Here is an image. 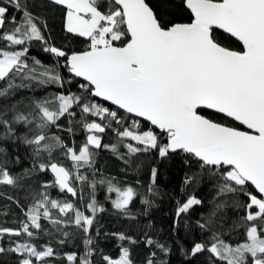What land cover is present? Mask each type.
Here are the masks:
<instances>
[{
	"label": "snow or ice",
	"instance_id": "snow-or-ice-1",
	"mask_svg": "<svg viewBox=\"0 0 264 264\" xmlns=\"http://www.w3.org/2000/svg\"><path fill=\"white\" fill-rule=\"evenodd\" d=\"M46 3L62 12L63 32L85 46L50 43L47 23L31 12L28 0H0V143L23 145L30 157V166L13 174L8 165L20 157L0 147V200L9 209L4 214L12 204L19 209L15 226L0 224V264H55L53 241L64 245L78 234L83 253L66 254L64 264H95V217L105 211L98 185L118 214L128 216L137 199L151 207L137 187L100 173L101 150L120 159L125 172L138 169L143 155L165 160L182 154L191 173L182 193L211 182V207L194 225L191 213L204 200L192 194L177 200L172 231L200 234L181 248L185 264H264V0ZM173 8L186 10L189 22H178ZM75 124L85 134L80 146L68 142ZM106 135L116 143H104ZM33 173L49 179L27 186L21 199L26 186L20 181ZM157 175L152 167L149 194H157ZM109 235L140 243L124 233L104 237ZM143 243L152 249L145 264H157L154 249L171 253L147 234ZM102 260L134 264L123 244L118 257Z\"/></svg>",
	"mask_w": 264,
	"mask_h": 264
},
{
	"label": "trees",
	"instance_id": "trees-1",
	"mask_svg": "<svg viewBox=\"0 0 264 264\" xmlns=\"http://www.w3.org/2000/svg\"><path fill=\"white\" fill-rule=\"evenodd\" d=\"M176 3L179 4V0H176ZM28 4L31 12L36 14L40 22L47 23L46 35L50 37V43L77 50L85 46L82 41L72 39L68 34L63 32V14L59 8L47 4L46 0H28ZM171 11L178 18V22H189L188 18L190 14L186 10L181 11L173 8ZM233 47H237V45L233 44ZM33 51L45 63L50 62V58L40 52L38 47H34ZM204 114L218 122L233 124L216 114L207 111ZM74 133V137L69 138L68 142L72 143L74 140L75 145L80 146L85 139V134L78 124L74 125ZM103 142L111 145L115 144L116 140L111 135H106ZM0 147L5 148L8 155L13 159L17 155L20 157L19 164L9 163L8 165L13 174H20L24 168L30 166V157L23 145L3 142L0 143ZM120 151H123V149H120ZM183 159L182 154L173 155L171 158L165 160L156 158L154 154L143 155L140 157L141 164L138 169L134 170L132 167H129L128 171L125 172L123 162L110 150H101L98 152L96 164L101 174L116 177L118 181L124 184L137 187L141 193L152 201V204L151 207H147L140 202V199H137L129 206V215L124 216L118 214L112 208L111 203L105 199V189L99 185L97 186V199L105 211L97 213L95 217L94 228L100 233V236L97 238L98 243H96L98 253L95 256V264H103V255L113 258L118 257L121 244L129 248L130 258L134 264H145L149 252L152 251V249H149L143 243L146 234L171 249L170 255L167 256H164L158 249H154L157 254V264H162V261L163 264H185L181 248H188L193 240H199L200 234L195 229L192 233H186L183 228L178 233L172 231L171 225L177 208V200L183 199L189 194L204 200V206L197 208L191 213V220L194 225L195 220L211 207L209 201L214 195V189L211 186V182L206 181L200 185L188 188L182 193L181 189L184 188L183 181L185 175L191 174L188 167L183 163ZM64 164L65 166H70V161L65 160ZM152 167L158 169L155 184L156 195L147 193L145 187L150 183V169ZM48 179L49 176L44 173H33L31 176L25 177L20 183L26 187L19 190V197L23 199L27 194V186L36 185L38 182ZM136 181L140 183L136 184ZM83 194L85 199H87L89 189L86 186L84 187ZM52 196L57 198L58 193L53 191ZM6 205L7 201L0 200V224L6 222L7 226H15L16 213L19 212V209L16 208L15 204H12L10 206L12 211L9 215H5V212H9ZM233 219H236V217L234 216ZM105 233H124L140 241V243L130 244L128 241H120L112 235L105 238ZM39 242L43 244L46 241L41 240ZM53 244L59 253L55 264H64L66 254L68 253H83L84 246L79 234L72 242L67 244L61 245L58 241H53ZM4 259L6 261L8 260L7 257ZM195 264H200V261H196Z\"/></svg>",
	"mask_w": 264,
	"mask_h": 264
},
{
	"label": "water",
	"instance_id": "water-1",
	"mask_svg": "<svg viewBox=\"0 0 264 264\" xmlns=\"http://www.w3.org/2000/svg\"><path fill=\"white\" fill-rule=\"evenodd\" d=\"M207 112H210V111H207ZM210 113H212V112H210ZM213 114H216V113H213ZM216 115L223 117V116L220 115V114H216ZM223 118H224V117H223ZM230 122H232V121H230ZM232 123H233V122H232Z\"/></svg>",
	"mask_w": 264,
	"mask_h": 264
}]
</instances>
